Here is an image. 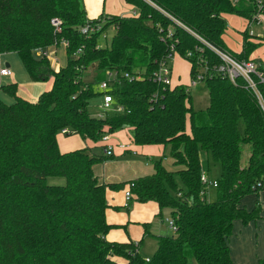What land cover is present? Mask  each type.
I'll return each mask as SVG.
<instances>
[{
	"label": "trees",
	"instance_id": "16d2710c",
	"mask_svg": "<svg viewBox=\"0 0 264 264\" xmlns=\"http://www.w3.org/2000/svg\"><path fill=\"white\" fill-rule=\"evenodd\" d=\"M125 2L134 16L89 19L83 0H0V56L16 54L33 82H53L36 102L18 96L17 84L2 87L15 102L0 99V264H235L229 247L235 224L263 219L259 201L251 210L243 202L264 192V64L257 65L261 77L254 76L260 97L242 77L232 81L213 69L222 64L216 50L256 62L251 58L264 38L253 42L250 27L264 16V0ZM226 15L248 22L239 53L225 43ZM53 18L62 20L61 33ZM98 23L100 32L81 33ZM110 27L116 30L111 44L99 46ZM62 41L68 42L67 64L55 71L40 53ZM170 56L190 64L192 80L204 76L206 110H194L188 86L153 80ZM113 72L115 109L99 118L89 107ZM125 73L140 79H125ZM66 129L95 145L131 129L135 146L170 149L176 172L162 158L152 159L154 174L131 182V202L171 209L176 225L174 236L157 237L152 257L140 254L141 243L107 240L115 226L106 219V193L123 185L101 183L94 167L116 155L107 156L105 145L99 155L98 147L61 152L58 136ZM245 146L251 151L243 166ZM202 150L221 167L214 202L201 181ZM49 178L66 184L51 185Z\"/></svg>",
	"mask_w": 264,
	"mask_h": 264
},
{
	"label": "crops",
	"instance_id": "0c3cea01",
	"mask_svg": "<svg viewBox=\"0 0 264 264\" xmlns=\"http://www.w3.org/2000/svg\"><path fill=\"white\" fill-rule=\"evenodd\" d=\"M93 1L95 3L93 4L91 3L92 6L97 9H95L92 12L93 13L92 16H90L89 9L84 0L87 17L89 19H96L98 15H102V14L123 16V17H131L136 14L134 8L131 5L127 4L125 0H102V3L100 2L101 0H93ZM233 17L234 15H226L225 19L230 20ZM263 19H264V16H262L260 23H256V24L258 25L261 24ZM233 20H238V19L233 18ZM243 31L244 30H242V32ZM250 35L253 36L252 41L255 43H258V39L264 38V37H258L252 34ZM224 39L226 43L225 35H224ZM242 46H243V37H242ZM242 46L241 48L239 47L240 50L238 49L234 51L228 48V46L227 48L230 51L239 53L242 50ZM62 50H63L64 60L62 59V57H60V59L58 58L59 59L58 60L56 57H58L59 53L61 55ZM46 53L51 62V66L55 71H58L60 68L66 66L67 55H66L65 46L61 45L59 47H50L49 49L46 50ZM2 57L4 58V60L2 59ZM251 59L255 60L256 61L255 63L257 65H259V63L264 64V43H262L260 48L254 52ZM3 67H7L12 71V76L9 78H6V80L4 79L3 86L17 84L18 96H20L21 98L29 102H36L42 93L47 92L52 89V86H53L52 81L33 82L29 74L25 70L23 64L21 63V60L16 54L1 55L0 56V69ZM177 85H180V84H177ZM0 99L8 105H11L15 102L14 98L10 97L9 95L3 92L2 87L0 88ZM125 139H127L126 135L124 131H122L114 135H111L110 142L112 144H118L121 142L126 143V142L131 141L130 139L128 140H125ZM87 144L88 145L91 144V146L93 147L97 146L91 142ZM84 145L85 144L81 141V139H77V137H73V139L72 138L67 139L63 137L61 134L58 136V146H59L60 151L63 153L82 149L84 148ZM98 145L103 146L105 144L101 142V143H98ZM156 147H161V146L138 147L134 145L133 149L134 151H136L137 155H133L131 153L122 154L121 152H116V157L114 159H111L100 165L98 164L97 166L94 167V172L99 177L100 182L107 184V185L108 184L131 183L135 179L153 175L155 172L154 165H151L150 162H152L154 158L160 157L159 153L156 152ZM165 150L166 149L163 147V154L165 153ZM141 156L147 158V160L146 161L140 160L139 158ZM162 159L163 161H168V164L174 163L173 159L168 160L166 156L162 157ZM166 169L168 171H171V168L167 167ZM208 195H209V191H208ZM253 200L255 201L252 204L253 205L252 208L248 207V205L251 204L252 201L251 202L248 201L249 203H247L246 208L247 209L249 208L248 210L253 209L255 206V203L259 201L262 207V217H263V219L260 221H263L264 220V192L258 197L253 196ZM107 201L110 207L107 210L106 219L110 225L115 226L114 229L110 230V232L108 233L106 237L107 240L110 242L126 243L129 241H132L135 243H139V241L137 242V240H135L137 238L126 239L125 235H121L119 232H121V229L124 226L128 228L135 222L139 223V222H142L145 218L150 217V215H152V213H154L155 211H160L159 206L153 202L142 203V206L137 205L134 208L135 213L140 216L139 220L132 218L133 220L130 221L129 218H126L124 215L117 214L115 211L117 210V208H121V207L125 208L124 207L125 194L123 193L122 189L121 191L117 193L109 192L107 195ZM144 210H148V211L143 212ZM260 221H257L254 223L251 222L248 225H244L241 222H237L235 224L233 234L229 240L231 257L235 264H259V261L264 259V251L262 250L260 252L259 250L255 249L259 247V242L254 241V236H252L254 230L253 231L250 230L247 232V228H252V224H256V226H258V223ZM143 233L144 234L146 233L145 229ZM148 233H150L149 227H148ZM138 235L140 234L136 232L135 237H138ZM155 237L157 239V236ZM249 237H252L251 238L252 241L250 243L248 242ZM142 242L143 241H141V244ZM251 248L255 249V254L259 252L260 256L258 255L256 257H252V259L250 260L247 258H243L242 251L243 253H248L251 250ZM153 255L154 254H152V256ZM152 256H148L145 258H150Z\"/></svg>",
	"mask_w": 264,
	"mask_h": 264
},
{
	"label": "rangeland",
	"instance_id": "374dc122",
	"mask_svg": "<svg viewBox=\"0 0 264 264\" xmlns=\"http://www.w3.org/2000/svg\"><path fill=\"white\" fill-rule=\"evenodd\" d=\"M85 2H86V5L89 9L90 16H92V14H93L92 12L95 9H97V8L92 6V4L95 2L93 0H85ZM100 2L102 3V0ZM83 4L85 7L84 0H83ZM100 16L101 15H98V17H100ZM91 18H93V17H91ZM233 18L238 19V20H233ZM233 18H231L230 20L225 19V21L227 22V25H228V28L225 32V37H226V44H227L228 48H230L231 50L234 51V50H238L239 47L241 48V46H242V33L241 32H242V30H245L248 27V22L244 21L243 18H239L237 16H234ZM250 32H252L253 35H255V36L264 37V19L262 20L261 24L252 25L250 27ZM115 34H116V30L114 29V27L108 28L106 30V32L101 35L100 40H99V46H101V47L109 46L111 44L112 38L114 37ZM255 39H257V38H255ZM60 57H62V59L64 60L63 50L61 52V55L59 53L58 57H56V58L60 59ZM2 59L4 60L3 57H2ZM171 64H172V76H171L172 85L174 86V85L180 84V85L188 86L190 88V91H191L192 103H193L194 110L195 111L206 110L208 108V106L210 105V96H209V91H208V87H207L206 83L203 81H200V82L198 81L195 85H193V83H192L193 81H192V78L190 75L191 66L187 61L183 60L182 58L175 56L173 59V62H171ZM100 103H101V98L93 99L91 101L89 111L95 115L97 112H99L98 105ZM109 114H112V112H110ZM240 131L242 133L244 132V125H242V124L240 126ZM124 133H125L126 138H127L125 140H128V139L131 140L132 135H133L132 130L126 129L124 131ZM61 135L67 139H71V138L73 139V137H77V139H81V141L85 144L84 148H82V149H85L87 147L94 148L93 146H91V144L88 145L87 143H89V142H85L83 140V138L79 135H76V136H74V135H71V136L70 135H63V134H61ZM96 147H98V149H95V153L98 155L102 154L103 150H102V148H99L101 146L97 144ZM250 151H251L250 146H245L243 148V155H242V165L243 166H246L248 163ZM156 152L159 153L160 157L154 158V161L160 160L164 156H166V158L168 160L172 159L171 155H170V149L169 148H167L165 150V153L163 154V147H156ZM200 158H201V165H202L203 172L208 176L210 181L213 182V181L219 180L221 178L220 164L213 162L209 158V155L207 154V152L203 151V150L200 152ZM139 159L142 161L147 160V158H145L143 156H141ZM150 163H151V165H154V162L153 163L150 162ZM101 164H103V163H101ZM162 164L166 168L167 167L171 168V171H173V172H176L178 170L175 167L174 163L168 164V161H162ZM174 167H175V169H174ZM176 179H177V182L179 183V185L181 186V188L184 189V186L181 183L180 179L178 177ZM48 183L51 185L63 186L66 184V180L64 178H49ZM122 185H123L122 190H123L124 194L127 191H131V188H132L131 183H123ZM208 189H209V195L207 197V200L209 202L216 201L217 195H216L215 188L208 187ZM119 191H121V190L113 191V190L108 189L106 194L108 195L109 192L117 193ZM253 196L256 197V195H251L244 200L243 204L245 207H247V203L252 201L251 204L248 205L249 208H252V206H253L252 204L255 201V200H253ZM137 205L142 206V203H138V202H135L133 200V202L130 203V209H125V208L121 207V208H117V210H115V211L117 214L124 215L126 218H129L130 221L133 220L132 218L139 220L140 216L138 214H136L134 211V208ZM147 211L148 210H144L143 212H147ZM171 219H172L171 209L164 208L160 211H155L154 213H152V215H150V217L145 218L142 222H139V223L135 222L134 224H132L128 228L124 226L121 229V232H119V233L121 235H125L126 239L137 238L135 240H137V242L139 241V243H141V241H143L141 246H140V254L145 258L148 256H152V254H154L156 252L158 243H157V239L155 236H157V237H159V236H164V237L174 236L175 233H174L173 229L166 222V220H171ZM146 225H148L150 233L146 232L144 234L143 231H144ZM250 230L251 231L254 230L253 234H252V236H254V241L259 242V247L255 248V249L259 250L260 252L262 250L264 251V220L260 221L258 223V226H256V224H252V228H247V232ZM136 232L138 234H140V235H138V237H135ZM251 238L252 237L248 238L249 243L252 241ZM255 249L251 248V250L248 253H243V251H242L243 258H247L250 260V259H252V257H256L258 255L260 256L259 252H257L255 254ZM193 264H196V263L193 262Z\"/></svg>",
	"mask_w": 264,
	"mask_h": 264
},
{
	"label": "built area",
	"instance_id": "2783aa9c",
	"mask_svg": "<svg viewBox=\"0 0 264 264\" xmlns=\"http://www.w3.org/2000/svg\"><path fill=\"white\" fill-rule=\"evenodd\" d=\"M262 19V16L258 19L257 23H260ZM51 25L54 28L56 33H61L62 28H63V23L60 18H53L51 20ZM102 30V24L98 23L96 25L92 24H87L81 29V33L83 35L89 36L91 34L100 32ZM104 34V33H103ZM250 34L253 35L251 32ZM68 44L67 41H62L61 45L66 46ZM220 59L222 60V64L219 66H216L213 71L221 74L225 77L230 78L232 81H235L237 78L242 77L247 81L249 86L255 91V93L260 97V93L257 90L256 83L254 82V76H259L261 77V74L258 71V66L255 62L253 61H248V62H240L230 56L226 52L222 51H217ZM41 55H44L48 58V55L45 52L40 53ZM49 59V58H48ZM174 57L170 56L168 59V62H163L160 65V68L158 71H156L153 74V80L163 84V85H170L173 86L171 83V76H172V64ZM12 76V71L7 68L3 67L0 69V87H3L4 85V79L9 78ZM118 78V73L113 72L109 74V81L108 82H103L102 84L99 85L98 91L102 93L101 96V103L98 105L99 112L96 113L97 117L103 118L108 112H111L115 109L114 106V97L111 95L110 91L112 90L111 88V82L115 81ZM125 79H129L130 81L135 80V79H140V76H131L127 73L124 74ZM204 79V76L202 74H198L195 79H193L192 83L195 85L198 81H202ZM262 81L264 79L262 78ZM116 110L118 112L122 111V107H116ZM63 135H69V131L63 130L61 132ZM111 135H106L103 137L102 142L105 144L106 150L105 153L107 156L111 155H116V152H121L122 154L124 153H131L133 155H137L136 151H134L133 146L134 144L130 142L126 143H118V144H112L110 142ZM202 184L208 188V187H217V181H210L208 176L204 173L201 177ZM132 200V194L131 191L125 192V204L124 207L125 209L130 208V203ZM166 222L169 224V226L175 231L176 225L174 220H166ZM138 244V243H137ZM150 259H146L147 262H149Z\"/></svg>",
	"mask_w": 264,
	"mask_h": 264
}]
</instances>
